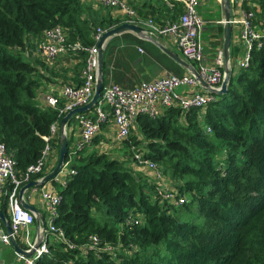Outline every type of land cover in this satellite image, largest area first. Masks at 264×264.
Segmentation results:
<instances>
[{
	"label": "trees",
	"instance_id": "1",
	"mask_svg": "<svg viewBox=\"0 0 264 264\" xmlns=\"http://www.w3.org/2000/svg\"><path fill=\"white\" fill-rule=\"evenodd\" d=\"M136 5L141 19L157 24L181 11L175 0ZM94 15L82 0H0V143L14 159L17 176L39 160L43 138L63 118L60 107L44 103L43 86L67 79L69 71L72 82L63 85H80L86 60L84 52L68 54L76 62L54 72L38 56L24 54L26 48L35 50L43 31L57 26L68 43L92 46L97 28L122 23L110 16L98 21ZM107 75L105 60L103 86ZM213 97L203 109L183 113L168 108L156 118L138 116L123 140L128 161L98 149L78 152L69 164L74 174L58 190L53 222L65 242L49 236L48 253L34 264H264V44L251 53L248 68H231L226 93ZM73 122L72 117L67 128ZM134 129L137 137L131 135ZM99 134L90 144L100 149ZM67 141L65 162L72 147L71 138ZM59 144L60 131L52 143L57 155ZM134 153L156 163L186 201L173 205L163 200L155 184L134 166ZM57 155L48 172L31 180L53 170ZM11 189L7 184L0 196V212L7 221ZM92 235L115 250L88 249ZM17 243L26 248L19 238Z\"/></svg>",
	"mask_w": 264,
	"mask_h": 264
},
{
	"label": "built area",
	"instance_id": "2",
	"mask_svg": "<svg viewBox=\"0 0 264 264\" xmlns=\"http://www.w3.org/2000/svg\"><path fill=\"white\" fill-rule=\"evenodd\" d=\"M176 1L181 3L182 13L177 19H169L160 25L152 19L141 20L127 0H98V4L105 9L120 12L124 23L144 24L150 33L171 40L180 50L186 62L193 66L199 78L210 89L219 90L225 67L224 55L221 49H217L212 60L206 56L205 45L202 40V32L206 22L197 11L199 0ZM215 1L221 2V0ZM241 4L242 0H232L231 8L233 6L234 11L230 23L232 28L236 27L239 31L238 42L241 46L242 55L237 60L238 68L246 69L250 65L251 53L260 49L264 44V31L255 29V13L243 9ZM105 31L97 28L92 35L94 41L92 46H84L80 42L68 43L63 28L59 26L43 31L40 38L34 42L37 56L46 65H52L58 58L68 54L86 53L80 85L64 84L58 90L55 89L42 96L47 106L60 107L59 116L64 117L73 109L90 102L94 94L98 72L97 44ZM139 51L141 52V50ZM213 96L203 89L198 78L190 71L183 76L171 74L152 81H142L131 88L114 84L103 86L100 98L92 110L94 115H76L79 139L71 147L69 161L64 163L61 172L65 168L69 170V164L77 157V153L91 143V140L100 133L101 125L109 119L114 129L113 140L120 143L128 138L138 116L156 118L168 108H178L183 113L192 109H203L214 100ZM58 131L59 124L54 122L50 126L49 135L43 138L45 146L39 160L34 165L29 166L21 177L16 174L14 159L7 153L5 146L0 143V196H2L7 184L12 185L7 201L11 235L7 234L0 221L1 246H10V236H13L16 241L19 238L21 242L26 243L24 250L29 251L33 248L35 241L31 243L28 238L30 227L35 223V215L21 207L18 192L22 186L31 181L33 176L43 171L48 158L55 151L52 148V143ZM100 148L107 149V146L101 144ZM133 160L134 166L148 176V182L155 184L156 190L161 194L163 200L173 205L184 203V197L179 196L177 190L167 187L168 183L156 163L144 159L140 153H134ZM70 174H74V171H70ZM40 192L47 207L49 219L39 248L35 250L32 258H24L25 264H34L41 255L48 253L47 239L49 236L57 242H65L63 231L53 225L57 217L56 208L60 202L59 193L53 188L42 189ZM131 221L132 218H129L127 224H130ZM100 243L99 238L92 235L89 237L86 247L100 252H113L115 250L110 244L100 245Z\"/></svg>",
	"mask_w": 264,
	"mask_h": 264
},
{
	"label": "crops",
	"instance_id": "3",
	"mask_svg": "<svg viewBox=\"0 0 264 264\" xmlns=\"http://www.w3.org/2000/svg\"><path fill=\"white\" fill-rule=\"evenodd\" d=\"M82 1L85 5L90 6L91 11L95 13L94 16L98 21L102 18L105 19L110 16L112 19H118L122 23H124V19L120 12L102 8L98 4V0ZM127 1L133 7L136 5V2L143 0ZM208 1L209 0H199V5H203L204 2ZM210 1L211 4L209 5L207 3V6L210 7L208 13L211 14V17L206 19L202 17L201 18L206 22V26L204 27L202 32V38L203 33H206L208 37L207 41H204L206 56L209 60H212L216 53V50H222L223 25L220 23L222 22L223 18L221 4L219 2H216L215 0ZM177 3L181 7V11H179L175 17H171V20L177 19L178 16L182 13V5L179 2ZM151 4L153 5L154 2H152ZM230 4L232 5V0H230ZM241 7L246 10H251L255 13V29L257 31H264V2H261V0H242ZM154 8H156V6H154ZM233 11L234 7L232 6L231 14L233 13ZM160 24L163 23H159V25ZM136 26L142 27L144 29L143 33L138 35L129 31L123 32L109 38L104 44L102 56L103 61L106 60L108 62V75L106 77L107 86L114 84L125 88H131L142 81L156 80L164 75L172 74L176 76H183L188 73L187 68L183 67L180 63H178L161 49H167L171 53L176 54L180 60L186 62V60L181 55L180 50L174 43L171 42V40H168L165 37L157 36L154 33H150V30L144 24H136ZM235 31L237 32L236 35L234 34L232 28V41L229 49L228 63L230 68H232L231 64H233V68L239 69L237 60L242 55V50L238 42L237 34L239 33V31L237 28ZM126 48H130L131 52L127 53L126 51H124ZM139 50H141V52ZM29 55H32L34 57L37 56V53L35 54L34 51H31ZM75 62L76 61L69 59V57L66 55L58 58L52 65L45 64V66L49 69H52L54 72H60L66 70L67 68H71L72 64H74ZM71 75L72 74L69 71L67 75H65L67 79H62L61 77L56 78L54 80L57 83L47 84L43 86L45 89L43 92H47L42 93L41 91L40 95L44 96L48 92H52L55 89L58 90L63 86V83H71L72 81L68 80L72 78ZM73 118H75V122H73L68 128L67 126L65 127V134L67 138H71L72 146L79 139L78 122L76 116H74ZM112 130L113 136V127ZM86 150L89 151L90 149L86 147ZM54 161L55 151H53L51 156L48 158V161L43 170L45 172H48L52 168ZM70 171V169L66 170L65 168L59 175L55 177L54 182H48L44 186L27 190L23 195L25 202L31 205L37 211L36 214L43 217L46 223L48 222L49 214L47 207L41 198L40 191L42 189L53 188L56 192H58V190L64 186L66 178L70 175ZM39 233L40 228L35 221V223L30 227L29 230V242L34 243ZM21 245L26 246V243L21 242ZM21 248L25 249L23 247ZM0 264H25V260L24 258L19 257L11 246L0 245Z\"/></svg>",
	"mask_w": 264,
	"mask_h": 264
},
{
	"label": "water",
	"instance_id": "4",
	"mask_svg": "<svg viewBox=\"0 0 264 264\" xmlns=\"http://www.w3.org/2000/svg\"><path fill=\"white\" fill-rule=\"evenodd\" d=\"M221 7H222V25H223V42H222V51L224 55V60H225V67L223 69V80L220 85L219 90H214L210 89L198 76L197 72L193 68V66L187 62H183L180 60L176 54L171 53L167 49L161 48L166 54H168L170 57H172L174 60H176L178 63H180L183 67L187 68L188 71H190L195 77L198 78V81L200 82L201 86L203 89L207 92H210L213 95H223L227 91V85L230 81L231 77V68L229 66V49L232 41V25L230 23L231 19V4L230 0H221L220 2ZM133 32L135 34L140 35L143 33L144 29L142 27L133 25V24H128V23H121L118 26L111 27L107 29L101 36L100 41L97 44V59H98V72H97V78L94 86V94L90 100L89 103L86 105L75 108L72 111L68 112L60 121V144H59V151H58V159L57 162L49 173H47L44 177H42L40 180H32L22 186L19 189L18 192V197H19V202L20 205L23 209L32 212L35 215V221L37 222L38 227L40 228V233L36 237V241L33 245V248L30 249L29 251H26L22 249L15 238L13 236H10V246L12 249L15 251V253L18 256H21L25 259L32 258V256L35 253V250L39 248L42 240H43V233L46 230V222L43 217L38 216L36 213L37 211L29 205L27 202H25L23 195L27 190H30L32 188H37L44 186L46 183L49 181L53 180L62 170L63 165L65 163V156L67 155L68 152V141H67V136L65 134V127L67 126L68 122L70 119L78 114H84L93 109V107L97 104L98 99L100 98L101 91L103 89V45L105 42L118 34H121L123 32ZM0 221L2 222L7 234L11 235V229L9 222L3 215V213L0 212Z\"/></svg>",
	"mask_w": 264,
	"mask_h": 264
},
{
	"label": "rangeland",
	"instance_id": "5",
	"mask_svg": "<svg viewBox=\"0 0 264 264\" xmlns=\"http://www.w3.org/2000/svg\"><path fill=\"white\" fill-rule=\"evenodd\" d=\"M207 3L210 5L211 4V1L209 0L208 2H204L203 5H199L197 7V11H198L199 15L202 18H204V19L211 17V14L208 13V10L210 9V7L207 6ZM234 29L236 30V28L233 27L234 34L236 35L237 32ZM237 35H239V33ZM207 39H208L207 34L206 33H203V38H202L203 42L204 41H207ZM33 49L34 48H32V47L31 48L30 47H27L26 48L27 51L24 54L28 55L30 53V51L33 50ZM33 51L36 54V50H33ZM124 51H126L127 53H130L131 52V49L130 48H126ZM211 52H214V51H211ZM231 67H233V64H231ZM234 69L237 70L236 68H234ZM86 115L93 116L94 115V111L91 110V112L89 111V113H87ZM112 131L113 130H112L111 124L109 122L108 127L107 128H104V130H102V134H99V135H102V137H103V141H102L101 144L106 145L107 146V149L106 148H100V149L98 148V150H100L102 152H106L109 155L110 158H116V159H121V160H127L128 161L129 158L126 155L127 152H126V149H125V146L126 145L123 144L124 141L122 142V144L114 141L113 140V137H112ZM131 135H134L136 137L138 136L137 135V132H136V129H134L132 131V134ZM139 140L142 141V139H139ZM87 147L90 150L91 149H97V147H94L91 144H89V146H87ZM56 155L57 154H56V151H55V157H56ZM57 158H58V155H57ZM142 175H145V173L142 172ZM167 187L171 188V186H169L168 184H167ZM185 197H186V195H185ZM185 197H184V199H186Z\"/></svg>",
	"mask_w": 264,
	"mask_h": 264
}]
</instances>
